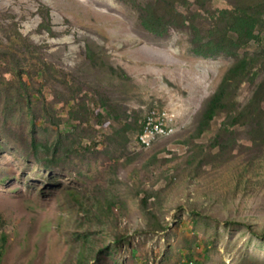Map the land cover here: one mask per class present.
<instances>
[{"label": "rangeland", "instance_id": "374dc122", "mask_svg": "<svg viewBox=\"0 0 264 264\" xmlns=\"http://www.w3.org/2000/svg\"><path fill=\"white\" fill-rule=\"evenodd\" d=\"M135 2L0 0V264H264V114L197 136L233 57ZM151 109L174 131L142 148Z\"/></svg>", "mask_w": 264, "mask_h": 264}, {"label": "trees", "instance_id": "16d2710c", "mask_svg": "<svg viewBox=\"0 0 264 264\" xmlns=\"http://www.w3.org/2000/svg\"><path fill=\"white\" fill-rule=\"evenodd\" d=\"M213 1L139 0L135 4L142 26L149 31L162 34L167 27L163 19H170L189 34V50L195 55L233 57L208 95L195 128L199 136L211 130L215 118H221L215 134L218 139L232 135L240 126L247 130L251 121L264 114V0H223L225 6L221 8L215 7ZM245 84L253 88L242 103L238 94ZM77 105H71L72 113L78 111ZM93 116L96 120L103 117L100 112ZM31 144L34 149L46 146L36 137Z\"/></svg>", "mask_w": 264, "mask_h": 264}, {"label": "built area", "instance_id": "2783aa9c", "mask_svg": "<svg viewBox=\"0 0 264 264\" xmlns=\"http://www.w3.org/2000/svg\"><path fill=\"white\" fill-rule=\"evenodd\" d=\"M174 123V117L165 110H149L136 136V144L142 148L150 147L158 138L170 135L174 131Z\"/></svg>", "mask_w": 264, "mask_h": 264}]
</instances>
